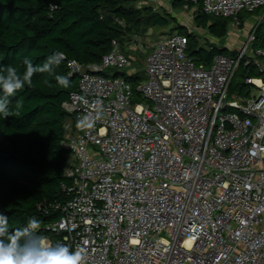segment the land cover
Here are the masks:
<instances>
[{
    "label": "built area",
    "instance_id": "2783aa9c",
    "mask_svg": "<svg viewBox=\"0 0 264 264\" xmlns=\"http://www.w3.org/2000/svg\"><path fill=\"white\" fill-rule=\"evenodd\" d=\"M257 10L236 54L209 67L187 55L185 34L160 37L136 91L102 74L133 67L117 40L99 65L67 62L78 88L63 103L71 197L56 206L60 243L87 247L88 264H264V77L229 98L242 63L264 76V49L252 46L264 0L203 1L236 24Z\"/></svg>",
    "mask_w": 264,
    "mask_h": 264
},
{
    "label": "trees",
    "instance_id": "16d2710c",
    "mask_svg": "<svg viewBox=\"0 0 264 264\" xmlns=\"http://www.w3.org/2000/svg\"><path fill=\"white\" fill-rule=\"evenodd\" d=\"M142 1L0 0V71L12 66L22 73L25 57L34 66H42L53 53L65 54L52 74H34L31 86L25 85L8 98L10 109L18 115L6 119L0 115V213L8 216L10 230L25 227L29 218L34 217L41 222L37 231L51 244L62 239V232L53 230V225L63 215L56 206L71 197V181L65 175L69 153L62 141L65 125L72 120L63 103L78 88V76L69 73L68 61L99 65L112 50L114 40L124 49L126 41L146 34L150 27L164 30L171 24L187 36V55L197 66L209 67L215 56L228 55L222 46L207 40L201 42L172 14L158 12ZM203 1L171 0L173 8H194L198 25L208 28L216 38L225 37L233 20L205 14ZM258 12H241L240 25L244 15ZM252 46L264 49V22L257 27ZM238 69L244 74L241 81H235ZM238 69L229 86V98L248 97L251 86L245 78H260L262 74L254 65L242 63ZM102 74L127 77L135 91L144 76H128L116 69ZM57 75L67 77L70 86L58 84Z\"/></svg>",
    "mask_w": 264,
    "mask_h": 264
},
{
    "label": "clouds",
    "instance_id": "9594fccd",
    "mask_svg": "<svg viewBox=\"0 0 264 264\" xmlns=\"http://www.w3.org/2000/svg\"><path fill=\"white\" fill-rule=\"evenodd\" d=\"M65 59L63 52H55L48 56L42 66H34L27 57L24 58V72L17 68L7 66L0 71V115L4 119L18 115L10 109L9 97L13 96L25 85H32V77L36 73H53V67L59 66ZM58 84L69 87V79L65 76L55 77ZM90 125L94 121L89 122ZM41 222L36 218H29L25 227L10 230L8 227V216L0 213V264H88L87 247L77 245L71 248L64 243L50 244L46 237L39 234Z\"/></svg>",
    "mask_w": 264,
    "mask_h": 264
},
{
    "label": "rangeland",
    "instance_id": "374dc122",
    "mask_svg": "<svg viewBox=\"0 0 264 264\" xmlns=\"http://www.w3.org/2000/svg\"><path fill=\"white\" fill-rule=\"evenodd\" d=\"M159 12H163V11H159ZM180 12L182 14L180 16H178L179 19L176 18L177 22L184 21L183 18L185 16H188L187 14L190 11L183 8L182 10H180ZM255 15H256V13H253L252 15H248V17L246 19V24H242V26L235 23L236 25L232 30L236 29L235 31H237V28L240 27L239 34L237 35L239 42L241 40H244V38H246L252 32V29L256 27L257 21H256ZM173 27H174L173 24H171L169 28H166L164 30L161 28H157V27H150L148 29L147 33L143 34L141 36H138V39L137 38L135 39L133 37L132 40L126 41L124 43V51H125L126 55L133 62V67L129 68V69H123L120 72L123 71L128 76H134L135 74L144 75V70L146 67V59H147L148 55L151 53L152 47L154 46V44L156 43V41L160 37H162L168 33L175 32L174 30H176V29ZM194 33L198 35L201 42H205V40H207L213 44L222 45V42L224 41V40L216 39L208 31H202L201 30L200 32L195 31ZM236 34H237V32H236ZM135 36H137V35H135ZM263 77L264 76L261 74L260 78H263ZM144 79H145V75L142 77L141 81H143ZM243 79H244V74L242 73V70L240 69L238 71L236 77H235V81H241ZM133 90H134V88H133ZM252 93L257 94L258 91L256 89H253Z\"/></svg>",
    "mask_w": 264,
    "mask_h": 264
},
{
    "label": "crops",
    "instance_id": "0c3cea01",
    "mask_svg": "<svg viewBox=\"0 0 264 264\" xmlns=\"http://www.w3.org/2000/svg\"><path fill=\"white\" fill-rule=\"evenodd\" d=\"M142 3L153 7L158 12L159 11H163V12L166 11L167 13L172 14L176 18H178V16H180L182 14L180 12V10L185 8V9L190 11L187 14L188 16H185L183 18L184 21H182V22L180 21L177 23H179L181 26H184L189 32H195V31L200 32L202 30V31H208L210 33L208 28H205V27L197 24L196 16H195L196 10L194 8L190 9L187 6H185L183 8H173L171 0H143ZM247 17H248L247 14L243 16V19H242L243 21L241 22L242 24H246ZM255 17H256V21H257L261 17V11L256 13ZM242 24H241V26H242ZM235 25H236L235 22L231 21L229 26H228V31H227V34L225 35V37H223V38H216L215 37L218 40H224L225 41V42L224 41L222 42V45H218V46H222L225 49H227L229 56H233L236 54L239 46L241 45V43L243 41V40H241L239 42V39L237 38V35L239 34V31H240V27L237 28V31H235L236 29L232 30L235 27ZM239 25H240V22H239ZM175 32L180 33V30H175ZM236 32H237V34H236Z\"/></svg>",
    "mask_w": 264,
    "mask_h": 264
}]
</instances>
